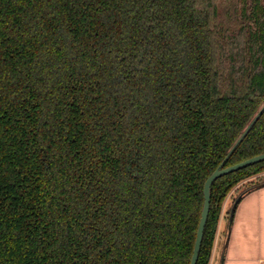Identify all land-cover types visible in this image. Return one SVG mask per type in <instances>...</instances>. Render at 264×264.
Listing matches in <instances>:
<instances>
[{"label":"trees","instance_id":"obj_1","mask_svg":"<svg viewBox=\"0 0 264 264\" xmlns=\"http://www.w3.org/2000/svg\"><path fill=\"white\" fill-rule=\"evenodd\" d=\"M263 104L264 0H0V264H190Z\"/></svg>","mask_w":264,"mask_h":264},{"label":"crops","instance_id":"obj_2","mask_svg":"<svg viewBox=\"0 0 264 264\" xmlns=\"http://www.w3.org/2000/svg\"><path fill=\"white\" fill-rule=\"evenodd\" d=\"M234 201L229 195L223 204L209 264H264V186L247 193L238 203L226 246Z\"/></svg>","mask_w":264,"mask_h":264},{"label":"water","instance_id":"obj_3","mask_svg":"<svg viewBox=\"0 0 264 264\" xmlns=\"http://www.w3.org/2000/svg\"><path fill=\"white\" fill-rule=\"evenodd\" d=\"M264 112V104L261 106V108L259 109V111L256 113V115L253 117V119L249 122V124L247 125V127L242 131L241 135L239 136V138L237 139V141L234 143V145L232 146V148L229 150L227 158L234 152V150L238 147V145L243 141V139L247 136V134L250 132V130L252 129V127L255 125V123L258 121V119L260 118V116L263 114ZM264 160V153L258 154L256 156H253L251 158H248L244 161H241L239 163H236L234 165L228 166V167H223V164H221L206 180L205 185H204V205H203V209H202V213H201V218H200V222H199V226H198V230H197V236H196V241H195V245H194V249H193V254L191 257V262L190 264H197L198 261V257H199V252L201 249V244H202V240H203V236H204V230H205V225L207 223V219H208V215H209V210H210V202H211V186L213 184V182L222 177L223 175L235 172L237 170H240L242 168L251 166L255 163L261 162ZM264 186V182H260L258 184H255L249 188H246L245 190H243L235 199L232 208H231V212H230V217H229V227H228V234L226 237V246L228 243V239H229V235L231 232V227H232V222H233V216H234V212L235 209L238 205V203L240 202V200L249 192L258 189L260 187ZM224 260V254L222 256V262Z\"/></svg>","mask_w":264,"mask_h":264},{"label":"rangeland","instance_id":"obj_4","mask_svg":"<svg viewBox=\"0 0 264 264\" xmlns=\"http://www.w3.org/2000/svg\"><path fill=\"white\" fill-rule=\"evenodd\" d=\"M263 175V174H262ZM260 176V177H258V179H252L251 181H248V183L246 182L245 183V185H243V186H241L240 187V189H237V190H235V191H233L232 193H231V196H232V198L233 199H236L237 198V196L244 190V189H246V187H247V185H250V184H252V183H256V184H258V183H260V182H264V175L263 176ZM260 179V180H259ZM259 181V182H258Z\"/></svg>","mask_w":264,"mask_h":264}]
</instances>
